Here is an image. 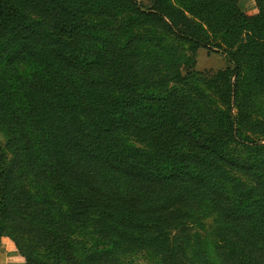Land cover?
<instances>
[{
    "label": "rangeland",
    "instance_id": "obj_1",
    "mask_svg": "<svg viewBox=\"0 0 264 264\" xmlns=\"http://www.w3.org/2000/svg\"><path fill=\"white\" fill-rule=\"evenodd\" d=\"M8 1L18 8V20H24L27 26L32 22L38 28L53 32V38H63L65 42L75 40L73 50L66 49L73 53L71 56L76 62L79 59L83 66L91 68L87 69L89 73L96 74L89 82L87 92L93 94L95 89H100L102 80L109 87L104 97L114 105L108 112L116 118L130 120L128 124L136 128L131 134H123L122 139L114 141L113 148L124 147L123 152L131 159L161 174L184 170L186 164L192 162L188 171L200 177L199 182L194 181V202L186 197L184 187L180 189L178 186L164 187L165 190L157 196L161 195L166 201L165 211L176 214L194 213L196 208L201 211L195 219L182 220L179 227L153 228L147 232L176 237L180 264L224 262L218 260L217 254H233L235 244L222 230L225 219L219 210L226 207L222 195L228 197L231 208H237L244 199L243 203H246L247 196L264 192V187L253 184L257 181L264 183V79L256 73V62L243 47L247 43L246 22H234V31L228 36L197 33L199 46L195 47L187 38L168 29V18L153 16L150 7L156 3L170 12H173L172 6L186 10L190 18L198 24L203 23L210 31V28L219 26L211 14L215 8L212 7L214 0ZM261 2L264 23V0ZM238 4L249 16L259 12L256 0H239ZM193 14L204 16L208 25ZM3 45L1 39L0 49ZM27 62L29 59L20 58L17 70L10 76L16 87L24 82L23 76L32 78L35 74H45L42 68L30 66ZM7 64L6 71L11 68ZM59 64L68 67L70 61L60 57L52 67L44 69L49 72L57 69ZM93 102L96 105V100ZM96 109L97 112L100 107ZM241 113L245 114L243 119H251L250 123L247 120L239 123ZM120 135L119 132L115 136ZM7 139L0 124V143L6 144ZM18 158L14 160V156L6 151L4 162L6 166L21 163L22 195L33 194L52 211L56 221H63L65 210H87L93 202L86 199L80 206L76 201L79 199L66 195L54 184H47L46 179L40 183L38 166L29 167L31 161L24 155ZM42 159L37 162H46L45 157ZM30 176L33 185L28 180ZM120 181L122 179L107 178L111 192H116ZM127 188L128 191H121L126 199L141 208L150 205V194L140 192L143 186L130 184ZM134 192L140 195L132 194ZM16 198L9 199V213L5 215L4 209L0 211V232L3 234L0 238H9L15 245V241L5 234L16 238L21 250L36 264L41 261L58 264L57 255H54L56 248L52 246L64 242H68L69 251L76 258H86L97 250L107 251L99 256L98 264H172L151 249L122 242L115 245L118 238L109 234L102 215L99 216L101 210H87L89 217L85 222L67 226L65 222L42 225L38 221V231L31 234L30 224L13 221L12 207L17 206V202L20 205L26 203L23 201L25 197ZM106 213L108 217L112 214ZM201 213L207 215L200 219ZM56 226L62 228L61 234L53 230ZM48 231L54 233L51 240L55 244L49 239L43 241ZM200 250L205 257L197 254ZM232 260L233 257L230 262L222 264H233Z\"/></svg>",
    "mask_w": 264,
    "mask_h": 264
},
{
    "label": "trees",
    "instance_id": "obj_2",
    "mask_svg": "<svg viewBox=\"0 0 264 264\" xmlns=\"http://www.w3.org/2000/svg\"><path fill=\"white\" fill-rule=\"evenodd\" d=\"M238 1H213L212 7L215 8L212 9L211 14L219 26L210 28V31L204 28L203 23L198 24L194 18H190L186 10L174 6H172L173 12H170L167 8L155 3L150 7L152 10L150 13L162 19L168 18V29L187 38L195 47L199 46L197 33H203L206 36L212 34L215 37L222 33L223 36H228L234 31V22L239 20L246 22L247 43L243 47L251 53L256 62L255 71L260 79H264L262 2L256 0L259 12L249 16L241 10ZM18 15L17 7L11 5L8 0H0V43L2 39L4 44L0 49V124L8 138L6 144L0 143V211L4 209L5 215L10 212L8 204L10 197L13 200H16L18 196L25 197L23 201L26 200V203L20 205L17 202V206L12 207L13 221L20 220L30 224L32 229L29 233L33 234L38 231V224L53 225L55 221V225L58 222H61L60 225L65 222L67 226L70 223H82L89 217L87 210H101L103 212H100L99 216L102 215L101 218L109 234L118 238L115 245L122 242L142 249H151L165 262L180 264L177 260L179 258L177 238H171L170 234H155L147 231L153 228L165 230L179 227L182 220L195 219L198 211H201L199 208H196L197 212L185 214L165 211L166 201L161 195L157 196V193H161L166 188L178 186L180 189L184 187L186 197L194 202V196H192L195 192L194 181L199 182L200 177L188 171L192 162H189L188 166L186 164L184 170L161 174L152 171V168H148L146 164L131 159L123 152L124 147L119 150L113 148L112 143L119 138L122 139L123 134H131L135 125H129L127 121L130 120L125 121L123 117L116 118L108 112L114 105L104 97L109 87L107 88L102 80L99 84L100 89H95L93 94L87 92V86L96 74L92 71L89 73L91 68L83 66L79 59L76 62V58L71 56L73 53L66 49L73 50L75 40L65 42L63 38L61 40L53 38V32L38 28L32 22L27 26L24 20H18ZM193 15L204 23L207 22L208 25V20L204 16ZM67 54L69 55L65 57ZM60 57H63L66 62L70 61L69 66L64 67L59 64L57 69L46 72L44 68L52 67L53 62ZM20 58L29 59L27 63L30 66L42 68L45 74H35L32 78L23 76L24 82L16 87L13 80H10V76L17 70L16 66ZM8 61L9 64H7ZM6 64L11 67L8 71L5 70ZM111 80L109 78V81ZM109 91L112 93V90L109 89ZM92 95H95L94 99L91 98ZM93 100H96L98 106ZM97 107H100L98 113L95 111ZM244 115L241 113L239 123L243 120L250 123L251 119H243ZM119 132L122 135L116 137L115 135ZM6 151L14 156V160L24 155L31 161L28 162L29 167L37 165L40 183L46 179L47 184H54L66 195L81 200L82 202L76 200L80 206L86 199H91L93 202L88 205L87 210L82 208L73 212L65 210L63 221L60 219L56 221L52 211L37 201L33 194L28 192L22 195L24 190L21 181L23 177L21 163L19 162V166H16V162L6 166L4 162ZM43 157L46 162L42 164L37 162V159ZM35 177L38 179V176ZM108 177L122 179L116 192H111L107 182ZM28 180L33 185L31 176ZM190 180L192 182L188 184L187 181ZM130 184L143 186L140 192L150 194L152 198L148 207H139L121 193L123 190L128 191L127 187ZM253 184L258 188L264 187L261 181ZM132 194L140 195L139 192ZM223 197L226 207L219 210L225 219L222 230L227 239L235 244V251L233 254L226 252L217 254L218 260L230 262L233 257V264L236 262L237 264H264V192H259L258 196H247L246 203H243L245 199L242 197L244 201L240 202L237 208H231L228 205V197L222 195ZM106 212L112 214L108 217ZM206 215L207 213L199 214L200 219ZM53 230L59 234L62 233V228L58 226ZM0 235L3 234L0 232ZM5 235L15 241L27 264H36L21 250L16 238L10 234ZM53 235L54 233L48 231L43 241L51 240ZM52 243L55 244L54 241ZM67 244L68 242H64L61 245L52 246L56 248L54 255H57L55 257L58 264H88V262L98 264L99 256L107 253V251L97 250L86 258H76L69 251ZM41 247L45 248L44 245ZM199 253L205 257L201 250L197 254ZM38 264L49 263L41 261ZM201 264H207V262Z\"/></svg>",
    "mask_w": 264,
    "mask_h": 264
},
{
    "label": "crops",
    "instance_id": "obj_3",
    "mask_svg": "<svg viewBox=\"0 0 264 264\" xmlns=\"http://www.w3.org/2000/svg\"><path fill=\"white\" fill-rule=\"evenodd\" d=\"M0 264H27L25 257L9 238H0Z\"/></svg>",
    "mask_w": 264,
    "mask_h": 264
}]
</instances>
